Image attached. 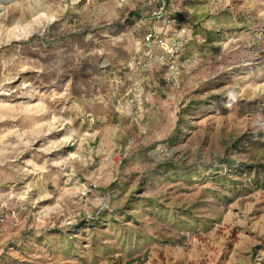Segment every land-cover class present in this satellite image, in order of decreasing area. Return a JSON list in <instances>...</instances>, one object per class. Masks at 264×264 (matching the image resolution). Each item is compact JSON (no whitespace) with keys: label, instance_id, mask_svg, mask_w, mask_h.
<instances>
[{"label":"rangeland","instance_id":"374dc122","mask_svg":"<svg viewBox=\"0 0 264 264\" xmlns=\"http://www.w3.org/2000/svg\"><path fill=\"white\" fill-rule=\"evenodd\" d=\"M160 6L0 0V264H264V0Z\"/></svg>","mask_w":264,"mask_h":264},{"label":"built area","instance_id":"2783aa9c","mask_svg":"<svg viewBox=\"0 0 264 264\" xmlns=\"http://www.w3.org/2000/svg\"><path fill=\"white\" fill-rule=\"evenodd\" d=\"M92 0H87L89 3ZM121 4H126L129 0H117ZM160 3V10L162 11L164 6H165V1L166 0H158ZM143 45L146 49H153L157 48L160 49L163 52V55L161 59L172 56L174 51L176 50L175 46L168 44L163 38H161L159 35H157L155 32H150L148 31L143 38ZM148 50V51H149ZM0 219V223H1Z\"/></svg>","mask_w":264,"mask_h":264},{"label":"trees","instance_id":"16d2710c","mask_svg":"<svg viewBox=\"0 0 264 264\" xmlns=\"http://www.w3.org/2000/svg\"><path fill=\"white\" fill-rule=\"evenodd\" d=\"M134 16H135L134 13H130L129 16H128V19H127V20L129 21V20H130L131 18H133Z\"/></svg>","mask_w":264,"mask_h":264}]
</instances>
